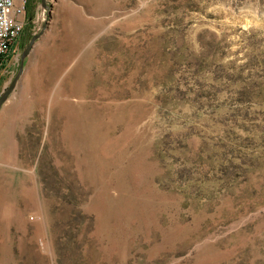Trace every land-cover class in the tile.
Wrapping results in <instances>:
<instances>
[{"label":"rangeland","instance_id":"1","mask_svg":"<svg viewBox=\"0 0 264 264\" xmlns=\"http://www.w3.org/2000/svg\"><path fill=\"white\" fill-rule=\"evenodd\" d=\"M35 3L0 264H264V0Z\"/></svg>","mask_w":264,"mask_h":264},{"label":"built area","instance_id":"2","mask_svg":"<svg viewBox=\"0 0 264 264\" xmlns=\"http://www.w3.org/2000/svg\"><path fill=\"white\" fill-rule=\"evenodd\" d=\"M24 13L25 0L18 5L15 0H0V77L9 72L7 69L23 30Z\"/></svg>","mask_w":264,"mask_h":264},{"label":"water","instance_id":"3","mask_svg":"<svg viewBox=\"0 0 264 264\" xmlns=\"http://www.w3.org/2000/svg\"><path fill=\"white\" fill-rule=\"evenodd\" d=\"M42 4H44V0H41ZM43 29L40 30L38 33L34 34L32 38L29 40L28 44L25 46L23 52L21 53V58H20V64H19V69L15 77L12 79V81L9 83V85L0 93V106L3 104V102L8 98L10 93L13 91L17 80L19 79V76L22 73L23 70V61L25 57L29 54L35 40L41 35Z\"/></svg>","mask_w":264,"mask_h":264},{"label":"trees","instance_id":"4","mask_svg":"<svg viewBox=\"0 0 264 264\" xmlns=\"http://www.w3.org/2000/svg\"><path fill=\"white\" fill-rule=\"evenodd\" d=\"M35 7H36L35 0H25V9H26V12H27V20H28L27 24L31 23V20H32V18L34 16Z\"/></svg>","mask_w":264,"mask_h":264},{"label":"crops","instance_id":"5","mask_svg":"<svg viewBox=\"0 0 264 264\" xmlns=\"http://www.w3.org/2000/svg\"><path fill=\"white\" fill-rule=\"evenodd\" d=\"M27 21H28V20H27ZM27 21L24 22V27H23L22 33H23V31H24V28L27 27L28 25L30 26L31 23L33 22V20H31V23H30V24H27V23H28ZM29 26H28V27H29ZM32 35H34V33H31V34H30L31 37L29 36V39L32 38ZM43 39H44V29H43L41 35L35 40V42H36V41L43 40ZM18 41H19V40H18ZM35 42H34L32 48H31L30 52H32V49H33V47H34V45H35ZM30 52H29V54H30ZM29 54H28V55H29ZM28 55H27V57H28ZM27 57H25L24 61H26Z\"/></svg>","mask_w":264,"mask_h":264}]
</instances>
